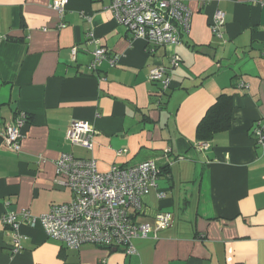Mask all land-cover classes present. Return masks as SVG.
<instances>
[{"label": "crops", "instance_id": "0c3cea01", "mask_svg": "<svg viewBox=\"0 0 264 264\" xmlns=\"http://www.w3.org/2000/svg\"><path fill=\"white\" fill-rule=\"evenodd\" d=\"M51 1L0 0V264H264V143L252 132L264 121V0H184L188 32L163 46L133 37L110 0H68L63 17ZM216 10L224 13L220 37L210 28ZM90 32L107 49L95 70L87 68ZM173 55L180 61L162 89L148 73L170 67ZM221 93L231 95L230 127L198 148L197 123ZM19 111L27 124L14 152L2 128ZM75 119L94 128L92 151L66 140ZM63 152L92 156L100 171L147 159L166 167L157 186L164 197L153 189L139 212L130 210L152 227L133 238L132 253L94 244L69 249L20 216L21 248L13 252L14 230L3 217L22 209L37 216L71 200L57 181ZM159 211L173 220L155 230Z\"/></svg>", "mask_w": 264, "mask_h": 264}, {"label": "built area", "instance_id": "2783aa9c", "mask_svg": "<svg viewBox=\"0 0 264 264\" xmlns=\"http://www.w3.org/2000/svg\"><path fill=\"white\" fill-rule=\"evenodd\" d=\"M257 2L258 0H248ZM68 0H52L50 7L59 17L65 13ZM113 16L133 37H139L151 46L177 45L180 34L188 32L190 11L184 0H110L108 5ZM224 13L216 10L210 28L221 36ZM65 23H60V27ZM95 47L92 59L87 65L95 70L107 58V49L90 32ZM72 55L75 48L71 50ZM111 64L114 59H109ZM179 56L170 57V67L154 66L149 70L148 79L158 81L163 88L169 85L167 71L178 66ZM27 124V114L19 111L12 121L5 123L2 136L6 147L14 152L20 150L23 129ZM256 143H264V121H258L252 129ZM95 130L86 121L72 120L68 125L65 138L76 146L88 151L93 149ZM198 148H207L209 142H197ZM57 181L66 186L72 198L68 202L54 203L47 212L33 215L22 209L10 212L3 221L14 230L13 252L18 251L19 235L16 233L20 219L34 224L39 221L49 238L58 240L69 249H79L85 244L122 246L125 253H132V240L136 236L146 237L152 227L148 222H135L130 210L140 211L142 199L151 190L156 189L158 197L165 193L157 190L160 167L153 159L139 163L119 166L111 165L107 171L97 168L96 160L90 157H76L63 152L55 160ZM173 215L159 211L154 216L155 230L171 225Z\"/></svg>", "mask_w": 264, "mask_h": 264}, {"label": "trees", "instance_id": "16d2710c", "mask_svg": "<svg viewBox=\"0 0 264 264\" xmlns=\"http://www.w3.org/2000/svg\"><path fill=\"white\" fill-rule=\"evenodd\" d=\"M167 74L169 76L168 71ZM156 83H160V82L156 81ZM162 89H166V88L162 87ZM163 93L166 92L164 91ZM231 109H232L231 95H228L226 93L219 94L215 98L213 104H211L207 108L204 115L197 123L195 130L196 141L209 142V140H211L216 133L227 130L230 127ZM163 170H166V167H162V168L160 167V173H163L162 172Z\"/></svg>", "mask_w": 264, "mask_h": 264}, {"label": "water", "instance_id": "95a60500", "mask_svg": "<svg viewBox=\"0 0 264 264\" xmlns=\"http://www.w3.org/2000/svg\"><path fill=\"white\" fill-rule=\"evenodd\" d=\"M199 51L201 53H204V54H207V55H210L211 57H213L214 53H213V50L207 46H203L199 49Z\"/></svg>", "mask_w": 264, "mask_h": 264}, {"label": "rangeland", "instance_id": "374dc122", "mask_svg": "<svg viewBox=\"0 0 264 264\" xmlns=\"http://www.w3.org/2000/svg\"><path fill=\"white\" fill-rule=\"evenodd\" d=\"M176 67H177V66H176ZM176 67H174V68H176ZM159 179H160V177H159ZM159 179H158V180H159Z\"/></svg>", "mask_w": 264, "mask_h": 264}, {"label": "bare ground", "instance_id": "6f19581e", "mask_svg": "<svg viewBox=\"0 0 264 264\" xmlns=\"http://www.w3.org/2000/svg\"><path fill=\"white\" fill-rule=\"evenodd\" d=\"M18 113V112H17ZM84 121V120H83ZM66 132V131H65Z\"/></svg>", "mask_w": 264, "mask_h": 264}]
</instances>
